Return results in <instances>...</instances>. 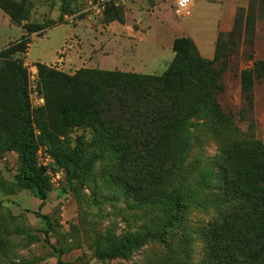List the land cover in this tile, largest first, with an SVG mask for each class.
<instances>
[{"label": "rangeland", "instance_id": "1", "mask_svg": "<svg viewBox=\"0 0 264 264\" xmlns=\"http://www.w3.org/2000/svg\"><path fill=\"white\" fill-rule=\"evenodd\" d=\"M228 2L195 0L190 15L181 17L173 0H144L141 19L135 18L132 24L142 32L124 44L123 39H113L99 29L104 19L97 22L93 30L99 31L98 41L92 43L85 67L80 69L162 75L174 58L172 40L189 37L204 58L224 55L219 63L224 71L218 101L223 111L233 116L245 138L264 143V76L253 86L251 106L244 104L240 84L243 70L251 69L255 60L264 62V0H249L247 7L238 6L229 21L222 15L228 11ZM73 3L77 11L84 8L86 0ZM0 5L11 24L23 33L0 50V264H58L59 260L67 264H175L176 260L205 264V243L197 233L200 222H208L210 210L191 199L189 221L169 224L167 219L174 209L165 201L152 205L147 199L137 202L130 196L137 173L116 150L114 140L109 141L110 146L99 142L87 123L92 112L90 96H83L79 85L69 81L79 69L66 71L64 63L60 69L45 65L54 76L43 75L39 69L38 96H42L43 103L34 106L28 78L31 62L26 54L30 44L38 42L34 36H42L45 30L28 32L27 27L44 24L47 29L64 23L53 32L74 31L78 23L64 21L70 13H65L62 1L0 0ZM248 12L254 25L250 38L244 36ZM152 18L161 28L158 35L152 34ZM240 19L242 27L235 31ZM147 33L151 38L145 42ZM74 41L70 38L62 46L61 50L67 45L61 56L64 60ZM24 76L27 115L15 94ZM25 124L37 145L48 148L55 157L70 156L77 137L83 141L75 178L67 184L64 174L58 183H51L42 207L27 185L16 179L25 144ZM217 149V141L207 138L197 144L193 155L209 161ZM132 242L137 244L126 256L114 255Z\"/></svg>", "mask_w": 264, "mask_h": 264}, {"label": "trees", "instance_id": "2", "mask_svg": "<svg viewBox=\"0 0 264 264\" xmlns=\"http://www.w3.org/2000/svg\"><path fill=\"white\" fill-rule=\"evenodd\" d=\"M61 1L65 13L75 12L74 0ZM249 15L244 19L247 38L254 31ZM104 20L122 22V7L108 5ZM241 27L240 19L235 31ZM27 28L28 32L46 30L44 24ZM172 50L174 58L162 75L79 69L69 81L79 85L83 96H90L92 112L87 123L99 142L114 140L116 150L137 173V183L129 191L134 200L147 199L152 205L165 201L174 209L167 219L170 224L174 220L187 223L190 200L196 199L202 209L210 210L208 222L201 221L197 233L205 243V264H264V143L245 138L218 101L224 71L219 63L224 55L204 58L185 36L174 39ZM39 69L43 75H55L43 64ZM263 76L262 60L241 72V94L247 106L252 105L255 82ZM15 94L27 115L26 76ZM23 132L25 144L16 179L27 185L42 207L51 190L50 179L36 165L39 146L28 124ZM207 138L216 140L218 149L211 160L204 161L206 158L195 157L193 151ZM82 145V137H77L70 156L55 157L49 150L56 159L55 170H63L67 184L75 178ZM136 244H126L114 255L126 256ZM58 264L67 263L59 260Z\"/></svg>", "mask_w": 264, "mask_h": 264}, {"label": "crops", "instance_id": "3", "mask_svg": "<svg viewBox=\"0 0 264 264\" xmlns=\"http://www.w3.org/2000/svg\"><path fill=\"white\" fill-rule=\"evenodd\" d=\"M144 0H125L119 6L122 7L123 10V21L120 22L118 20H114L111 22H104L99 25V29L106 32V34L111 36L113 39H119L123 43L126 44L127 40L131 36H136L142 31L140 28L136 30L133 28L132 24L136 23L135 18L141 19V10ZM216 3L217 0L209 1ZM229 1V8L226 13H223V17H225L228 21L233 19L235 15L237 7H247L249 4V0H226ZM174 9H175V2ZM118 7V6H117ZM164 17V16H163ZM157 19L152 18L151 23L154 25L152 28V34H157L160 32L161 28L157 24ZM141 22V21H139ZM64 23H57L49 28H47L42 36L35 35L34 38L38 41L37 43H31L28 51H27V60L29 62H35L37 64H43L46 66H50L54 64L58 58V54L62 48V46L70 40V38H74L73 47L68 51L64 60V69L69 71L71 69H80L81 67H85L86 57H89L90 51L89 48L92 49L93 42H97L98 33H96L93 28L97 25V22H89V21H80L75 27L74 31L67 32H53L55 29L61 27ZM68 25V24H67ZM3 35L1 36V34ZM94 33V34H93ZM23 33L21 32V28L14 26L10 22V18L0 9V50L5 47V45L12 39L19 38ZM2 37V38H1ZM100 37V36H99ZM102 37V36H101ZM150 34H146L145 42L150 41ZM84 43H83V42ZM174 39L172 40L173 43ZM171 42V40H170ZM79 43V45H78ZM82 48V49H81ZM89 59V58H87Z\"/></svg>", "mask_w": 264, "mask_h": 264}, {"label": "built area", "instance_id": "4", "mask_svg": "<svg viewBox=\"0 0 264 264\" xmlns=\"http://www.w3.org/2000/svg\"><path fill=\"white\" fill-rule=\"evenodd\" d=\"M125 0H86L84 8L77 10L73 13L66 14L64 21L68 23H78L80 21L99 22L104 19L107 6L114 4L119 6ZM175 9L178 11L181 17H187L190 15L194 6L195 0H174ZM67 49V45L63 47L59 52V56L54 64L53 68L60 69L64 59L61 57L64 55ZM28 69L29 86L32 91V100L34 106H40L43 103L42 96H38V64L31 62ZM36 165L41 168L45 175L50 179V183H58L62 180L64 175L63 170L56 169V159L50 153L49 149L44 146H39L35 153Z\"/></svg>", "mask_w": 264, "mask_h": 264}]
</instances>
